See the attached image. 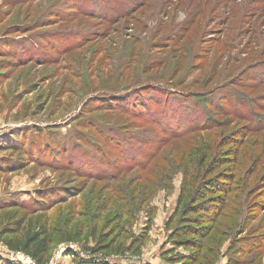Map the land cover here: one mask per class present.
I'll return each mask as SVG.
<instances>
[{
  "label": "rangeland",
  "instance_id": "obj_1",
  "mask_svg": "<svg viewBox=\"0 0 264 264\" xmlns=\"http://www.w3.org/2000/svg\"><path fill=\"white\" fill-rule=\"evenodd\" d=\"M257 1L0 0V231H83L48 264L101 235L109 264H264ZM218 180L201 249L171 243Z\"/></svg>",
  "mask_w": 264,
  "mask_h": 264
},
{
  "label": "trees",
  "instance_id": "obj_2",
  "mask_svg": "<svg viewBox=\"0 0 264 264\" xmlns=\"http://www.w3.org/2000/svg\"><path fill=\"white\" fill-rule=\"evenodd\" d=\"M141 3V2H140ZM137 3L136 6L140 5ZM258 4L262 7L256 9L253 14L258 16H264V0H258ZM134 6L130 12L136 7ZM140 7V6H139ZM123 17L120 16V18ZM251 115L247 114L246 119H249ZM259 124L258 127H262ZM222 178V177H221ZM221 180L217 182L208 181L205 182L197 191L194 199L184 208V218L182 219L179 230L172 232L171 243H176L179 247L185 250L201 249L203 240L208 236V226H202L206 220V225H211V221L214 218L213 213L205 208V205L200 201L204 200L208 193L214 191L221 192L224 187L220 184ZM206 204V203H205ZM212 207H217L216 204H210ZM205 208V209H204ZM217 215V214H216ZM215 215V216H216ZM23 223L16 222L10 227H5L0 231V242L13 253H21L24 256L30 258L35 264H48L51 258V254L59 244L64 243H81L86 241L87 238L83 236V231H75L74 236L66 237L63 231L54 230L50 233L43 227L35 229L34 227L27 226L23 230ZM95 235V234H94ZM90 236L91 233H90ZM94 247L87 250L90 253V259H81L77 254H74L68 250L65 256H71L74 264H109L104 261L113 255H119L120 252H112V244L107 241L106 235H101L97 238H92ZM142 243V241H141ZM96 256L104 257L100 262L95 260Z\"/></svg>",
  "mask_w": 264,
  "mask_h": 264
},
{
  "label": "built area",
  "instance_id": "obj_3",
  "mask_svg": "<svg viewBox=\"0 0 264 264\" xmlns=\"http://www.w3.org/2000/svg\"><path fill=\"white\" fill-rule=\"evenodd\" d=\"M18 255V260L21 262V264H35L34 261H32L30 258L24 256L21 253H16Z\"/></svg>",
  "mask_w": 264,
  "mask_h": 264
}]
</instances>
